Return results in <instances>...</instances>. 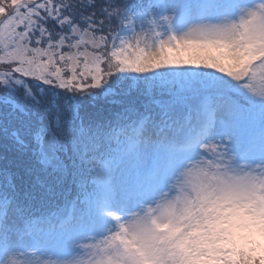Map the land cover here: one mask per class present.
Wrapping results in <instances>:
<instances>
[{
	"label": "snow or ice",
	"instance_id": "6c2138e0",
	"mask_svg": "<svg viewBox=\"0 0 264 264\" xmlns=\"http://www.w3.org/2000/svg\"><path fill=\"white\" fill-rule=\"evenodd\" d=\"M0 264H264V0H0Z\"/></svg>",
	"mask_w": 264,
	"mask_h": 264
},
{
	"label": "rangeland",
	"instance_id": "374dc122",
	"mask_svg": "<svg viewBox=\"0 0 264 264\" xmlns=\"http://www.w3.org/2000/svg\"><path fill=\"white\" fill-rule=\"evenodd\" d=\"M0 70H6L5 66H0Z\"/></svg>",
	"mask_w": 264,
	"mask_h": 264
}]
</instances>
